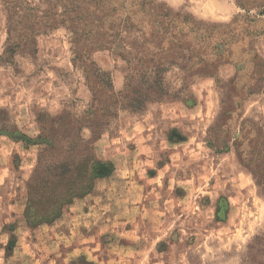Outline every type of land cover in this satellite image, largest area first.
I'll list each match as a JSON object with an SVG mask.
<instances>
[{
    "label": "rangeland",
    "instance_id": "obj_1",
    "mask_svg": "<svg viewBox=\"0 0 264 264\" xmlns=\"http://www.w3.org/2000/svg\"><path fill=\"white\" fill-rule=\"evenodd\" d=\"M152 1L156 9L189 14L197 22L221 25L225 32L234 17L245 14L236 0ZM242 25L235 26V38L213 74L192 80L187 98L150 103L138 113L121 110L110 121L93 150L97 159L112 163L113 171L106 176L112 181L103 187L99 180L106 177L97 178L87 194L107 196L106 203L98 201L115 210L91 211L84 218L83 228L95 229H91L95 242L91 240L85 253H65L71 252L72 241L84 239L80 230L59 233L62 242L45 252L41 262L32 258L41 252V245L34 243L49 237L52 231L45 227L69 211L71 204L49 223L26 220L27 183L41 146L21 136L37 140L40 124L48 117L65 110L80 114L92 93L83 71L72 62L71 34L64 27L37 36L35 53L17 55L12 65L0 64V264L253 261L247 251L264 233V187L240 163L231 143L217 151L207 141L221 110L223 88L233 79L237 89L257 88L241 102L235 97L239 106L233 119L239 111L240 121L251 120L264 128V32L240 43ZM252 26L263 28L264 23ZM5 41V11L0 3V54ZM250 47L257 54L255 60L246 53ZM91 59L110 73L114 90H121L124 61L107 48L93 50ZM99 211L105 219L98 217ZM101 219L102 227L96 226ZM21 255L28 258L26 262Z\"/></svg>",
    "mask_w": 264,
    "mask_h": 264
},
{
    "label": "trees",
    "instance_id": "obj_2",
    "mask_svg": "<svg viewBox=\"0 0 264 264\" xmlns=\"http://www.w3.org/2000/svg\"><path fill=\"white\" fill-rule=\"evenodd\" d=\"M0 3L5 11L6 30L0 64L12 65L17 55L35 53L37 36L64 27L71 34L72 62L83 71L92 93L87 108L80 114L65 110L48 117L40 124L37 140L21 136L26 142L41 146L27 183L24 210L26 220L35 224L58 218L64 205L85 196L97 178L113 171L111 162L96 158L93 144L119 111L138 113L150 103L184 100L192 80L213 74L218 60L228 53L238 23L243 24L244 30L237 35L240 43L264 32V26H252L264 23V0H236L245 14L234 17L225 26L227 32L221 25L197 22L189 14L173 13L167 7L156 9L152 0ZM100 48L113 50L125 63L124 84L119 91L114 90L110 73L91 59V52ZM246 53L253 60L257 58L251 47ZM234 85L233 79L223 88L221 110L208 130L207 141L217 151L231 143L240 163L264 187V128L261 130L251 120L240 121L239 111L235 119L232 117L239 106L235 97L241 102L257 88L237 89ZM234 91L236 94H232ZM247 256L253 261L245 259L242 264H264V233L249 245Z\"/></svg>",
    "mask_w": 264,
    "mask_h": 264
},
{
    "label": "crops",
    "instance_id": "obj_3",
    "mask_svg": "<svg viewBox=\"0 0 264 264\" xmlns=\"http://www.w3.org/2000/svg\"><path fill=\"white\" fill-rule=\"evenodd\" d=\"M99 181H100V183H105V185H102L103 187H105L106 183H109L110 181H112V178H111V176H109L108 178L106 177V178H103ZM98 200H101V202L104 201V203H106V201H108V197L107 196L105 197V195L103 196L100 193H93V194H87L83 197L76 198L71 203L69 211L62 214L61 217L58 220H56L54 224L47 225L45 227L46 229H49L50 231H52L53 234L49 233V237L47 239H45L43 241L42 240L37 241L34 243V245H36V247L38 245H41L38 248L41 252L38 253L36 251L35 256H33L32 258L35 259L36 262H37V260H39L41 262L42 261L41 259H44L43 254L45 252L46 253L49 251L52 252V250H50V249H52V248L54 249L56 245H58L59 243L62 242L61 238H59V236H58L59 233H65V234L66 233L69 234L70 232L77 233L78 230H80L81 233L84 234L83 235L84 239L80 240L79 242L74 243V241H72L70 243L69 247L71 248V252L67 249L68 252H65L67 254V256L69 254L72 255L75 252L76 253H80V252L85 253L90 247H92L91 240L94 239V238H92V237H94V235L92 234L91 229H93V230H95V229L91 228L88 231H86L83 228L84 225H87L86 221H84V218H86V217L89 218V216L92 214L91 211L93 212L95 210H111V208H112V206L108 208L106 205L102 204ZM109 200H110V205H111L112 201H111V199H109ZM112 210H115V209L112 208ZM97 215L99 218L105 219L104 212L99 211V212H97ZM100 215H102V216H100ZM68 219H70V221L67 224L66 228H64L63 223L66 222ZM102 221H103V219L99 220V223H95L96 226L102 227V224H101ZM41 229H44V227H41ZM71 237H72V235H71ZM45 257H50V256L46 255ZM26 259H28V258L25 256H22L21 257L22 263L26 262ZM50 260H52V259H50ZM30 262L35 263V262H32L31 260H30ZM44 262H45V260L43 261V263ZM74 262H76V261H74ZM78 263L79 262H77L76 264H78Z\"/></svg>",
    "mask_w": 264,
    "mask_h": 264
}]
</instances>
